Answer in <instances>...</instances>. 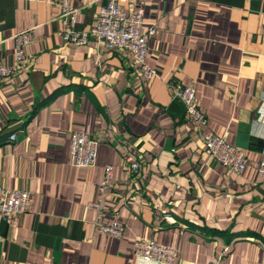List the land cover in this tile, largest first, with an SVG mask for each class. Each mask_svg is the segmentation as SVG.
Listing matches in <instances>:
<instances>
[{
	"label": "crops",
	"instance_id": "1",
	"mask_svg": "<svg viewBox=\"0 0 264 264\" xmlns=\"http://www.w3.org/2000/svg\"><path fill=\"white\" fill-rule=\"evenodd\" d=\"M118 3L156 29L149 80L126 52L65 43L47 0H0V64H14L16 33L34 34L24 67L0 85V185L30 196L25 214L0 220V264H160L135 256L137 239L174 249L173 264H264V0ZM99 4L80 11L76 30L95 24ZM172 82L194 87L200 133L240 150L241 173L209 156ZM72 131L98 139L94 166L70 164ZM133 153L138 178L126 169ZM108 165L97 212L88 204ZM114 220L126 226L120 238L95 228Z\"/></svg>",
	"mask_w": 264,
	"mask_h": 264
},
{
	"label": "built area",
	"instance_id": "2",
	"mask_svg": "<svg viewBox=\"0 0 264 264\" xmlns=\"http://www.w3.org/2000/svg\"><path fill=\"white\" fill-rule=\"evenodd\" d=\"M59 8L60 34L65 43L74 46H83L90 41H95L106 50L126 52L133 59V68L144 79L155 77V72L146 64L147 44L150 36L156 33L154 26L142 30L143 15L136 10L124 11L120 8L119 0H86L87 4L73 7L71 0H47ZM96 3L99 4L96 22L87 30H76V17L80 11ZM15 49V62L9 66L0 64V85L5 80L17 75L26 63L24 48L34 39L32 29H26L13 36ZM172 98L179 101L185 112L186 118L193 122L198 130L207 125L206 115L199 109L194 87L172 82L170 85ZM201 134L203 146L209 156L224 166L228 171L241 173L247 164L244 154L227 144L221 137L207 131ZM14 139V136H10ZM98 139L81 131H72L69 134L70 164L73 167L84 168L95 165L97 157ZM127 172L132 178H138L142 170L141 156L129 155ZM113 167L108 165L104 169L103 179L99 184L98 197L88 204L100 212L102 196L110 189ZM258 175L264 179V157L257 165ZM29 193L25 190H9L0 185V220H6L10 214H25L29 203ZM98 232L120 238L126 229L124 223L114 220L109 224L96 222ZM134 254L144 262H157L160 264H173L176 252L171 247L161 246L151 240L137 239L134 242ZM206 264H218L217 261Z\"/></svg>",
	"mask_w": 264,
	"mask_h": 264
}]
</instances>
